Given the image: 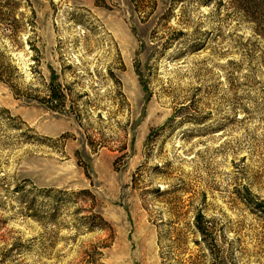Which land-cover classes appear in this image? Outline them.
<instances>
[{
	"label": "rangeland",
	"instance_id": "rangeland-1",
	"mask_svg": "<svg viewBox=\"0 0 264 264\" xmlns=\"http://www.w3.org/2000/svg\"><path fill=\"white\" fill-rule=\"evenodd\" d=\"M0 58V264H264V0H0Z\"/></svg>",
	"mask_w": 264,
	"mask_h": 264
},
{
	"label": "trees",
	"instance_id": "trees-1",
	"mask_svg": "<svg viewBox=\"0 0 264 264\" xmlns=\"http://www.w3.org/2000/svg\"><path fill=\"white\" fill-rule=\"evenodd\" d=\"M154 5L156 7L155 2ZM4 63L5 62L2 60V58H0V81L4 82L12 90H14V83H15L14 81L16 80V72L11 66ZM49 91H50L49 92L50 96L47 101V104L52 110L61 111L63 108L67 107L66 103H67L68 95L66 93V89H64L63 86L55 78L52 80L51 84L49 85ZM78 195H80L81 197L87 195L93 197L92 194L88 191L81 192ZM91 218H90V222L94 228L104 229V230L107 228L108 224L104 220V218L100 216V214L92 212ZM193 226L195 230L203 238H206L207 232L210 229V227L208 226V222L202 214L196 217Z\"/></svg>",
	"mask_w": 264,
	"mask_h": 264
}]
</instances>
